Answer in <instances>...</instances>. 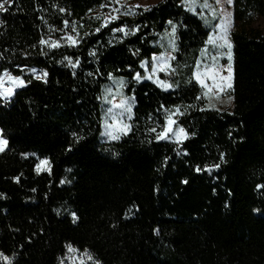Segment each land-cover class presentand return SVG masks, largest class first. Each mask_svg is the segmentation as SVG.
<instances>
[{"label":"trees","instance_id":"16d2710c","mask_svg":"<svg viewBox=\"0 0 264 264\" xmlns=\"http://www.w3.org/2000/svg\"><path fill=\"white\" fill-rule=\"evenodd\" d=\"M182 1L11 0L0 12V73L31 81L0 99V253L11 264H61L67 245L95 264H264V0L232 3L229 111L197 99L209 30ZM173 25L175 71L159 74L173 89L137 82ZM109 74L135 103L118 140L101 138ZM176 108L187 138L157 141L150 129Z\"/></svg>","mask_w":264,"mask_h":264},{"label":"snow or ice","instance_id":"6c2138e0","mask_svg":"<svg viewBox=\"0 0 264 264\" xmlns=\"http://www.w3.org/2000/svg\"><path fill=\"white\" fill-rule=\"evenodd\" d=\"M11 0H0V12H7L8 8L5 7V5H9ZM118 3L119 0H116ZM221 0H215V3L219 5ZM225 2L228 5H231L233 3V0H225ZM184 5L186 6V10L193 12L196 14V8L201 7L204 9L212 8V5L209 3V0H183ZM101 7H105V5H101ZM135 7H140L139 5H136ZM131 9H129L130 11ZM63 11V9H62ZM116 11H119V9H116ZM223 11V9L221 10ZM213 13V19H216V9L212 8ZM127 14V13H125ZM117 17H112V19H116ZM221 23L215 25V28L219 31L215 35H209L208 36V42L212 44L213 48L215 49H227V52L224 53L222 51L217 52L216 54L212 55L211 57H208L206 54L202 56L201 60L197 61V66L195 70L193 71V79L195 80V83L199 85L200 89L202 90V96L207 97L208 93L212 90H216L217 93L223 94L225 89H232L233 88V66H232V44L230 43L228 39V32H227V24L226 16H221ZM205 24H209L210 21L205 19ZM67 21H65V26H67ZM170 25L173 24V22L170 20L168 21ZM103 27H107V24L102 25ZM139 29H137L138 31ZM73 31H75V27H73ZM100 31V28H97V32ZM114 31L117 32H124L125 35H127V30L125 28H118ZM175 33H176V26H172L171 33L168 34V48L170 51H165L160 56H153L152 57V65H151V71H148V64L147 62H142L141 67L145 70V75L142 76L139 72L135 74L133 79H135L137 82H141L144 79L151 80L153 83H156L157 86L163 88L164 90L171 89L173 85L169 83L168 81L161 80L159 78L158 73L165 72L166 74H171L175 71V69L172 68L170 61L175 60V56L172 55L175 51H177L176 44H175ZM134 34V33H133ZM67 40L71 42L72 45H75L78 43V41L72 37L68 36ZM41 44H47L48 42L45 40L40 41ZM59 43L57 41H53L50 45L52 48L59 47ZM206 51V50H205ZM90 55H95V53H90ZM221 56H226L228 63L227 65H220L219 64V58ZM68 59V64L72 68H76L78 66L79 61H76L75 63ZM211 61L209 63L208 61ZM203 64V67L201 65ZM227 71V75L223 74V71ZM23 71V69H21ZM30 72L35 75L37 70L31 69ZM43 77H46L48 75L47 72H43L41 74ZM41 75H35V79L39 80L41 79ZM88 75H92V73H89ZM109 79H113L112 75L109 74ZM208 81H211V84L208 83ZM31 81H26L22 76L20 75H13L11 72L5 70L3 73H0V99L3 100H9L16 92L17 89L25 87L27 83H30ZM46 82V81H45ZM192 81L190 80L189 83ZM113 83L117 86V91L115 93L112 92L111 89H106V92L108 94V97H112L109 99L108 97L105 98V102L110 104L111 107H109L106 110V119L111 120L112 123H105V132L102 133L103 135L108 136L111 140H118L120 139L121 135H127L131 131V124L127 121H130L132 119V102L134 101V97H125L122 93V89L125 86V81L121 78L120 80L113 79ZM202 96H197V99H201ZM118 98V99H117ZM163 107V106H162ZM204 110V109H201ZM177 114H182L180 112L179 108H176L174 112H172L169 116L166 117L165 125L163 126L162 130L157 132L156 128L150 129L151 132L156 133V140H167L171 137H176L175 142L180 143L182 139L187 138L188 133L185 131L184 128L180 127L177 129L174 128V125H176V121L173 119V116ZM82 139V138H78ZM78 142V141H77ZM8 145V140L4 138L3 136V129H0V153L4 152L6 147ZM71 150V149H69ZM221 160H223V156L221 157ZM47 164V161H41V164L36 166V171L39 173L42 171L41 165ZM219 164L214 165L213 167L219 168ZM204 171H211L209 168L203 169ZM69 171H71L69 169ZM197 172L202 171V169L197 166L196 168ZM63 183V181H62ZM184 183H187V181H184ZM75 218V214H73ZM68 251L71 252H77L78 249L73 248L71 245L66 246ZM0 256H3L2 253H0ZM84 256L88 258V260H92L93 257L90 253L85 252ZM3 259L7 262V264H11V261L7 256H3ZM61 264H63V261H61ZM81 264H83V260H81Z\"/></svg>","mask_w":264,"mask_h":264},{"label":"rangeland","instance_id":"374dc122","mask_svg":"<svg viewBox=\"0 0 264 264\" xmlns=\"http://www.w3.org/2000/svg\"><path fill=\"white\" fill-rule=\"evenodd\" d=\"M161 0H119V2L117 3L116 0H114L115 5L117 6V8L122 9L123 7L126 8H136V5H139L142 8H146V7H150L158 2H160ZM209 3L212 5V8L216 9V19H213V13H212V8H208V9H204L201 7H197L196 8V14H194L191 11H188L189 13H191L192 15H195L196 17H198L202 23L204 24V26L209 30V35H215L219 30L215 28V25L220 24L221 23V16H226L227 20L225 21L227 24V32H228V39L230 41V33L233 29V20H232V4L228 5L225 0H221L220 4L217 5L215 3V0H209ZM182 5L183 7L186 9V6L184 5L183 1H182ZM223 9V11H221ZM207 19L210 21L209 24H205L204 20ZM170 29L169 31H167L160 39L159 41V47L162 49V53H164L165 51H170V49L168 48V34L171 33ZM208 35V36H209ZM231 43V42H230ZM206 50V51H205ZM222 51L224 53L227 52V49H215L213 48L212 44H210L208 42V38L205 42V46L202 48V50L200 51L198 58L194 64L193 67V71L195 70L196 66H197V61L202 59L203 55H207L208 57H211L212 55L216 54L217 52ZM173 55V53H172ZM232 57H233V51H232ZM209 63H211V61H208ZM171 63V61H170ZM228 60L226 56H221L219 58V64L220 65H227ZM148 64V63H147ZM151 65H152V59L150 62V66H148V71H151ZM232 66H233V58H232ZM201 67H203V64L201 65ZM141 69L144 72L145 75V70L141 67ZM160 73H165V72H160ZM158 73V75L160 74ZM193 74V72H192ZM224 75H227V71L224 70L223 71ZM35 75H39V74H35ZM193 79V76H192ZM115 80H120V79H115ZM142 81H148L153 83L151 80H147L144 79ZM193 81L195 82V80L193 79ZM233 82V81H232ZM209 84H211V81H208ZM154 85L157 86L156 83H153ZM198 85V84H197ZM199 86V85H198ZM159 87V86H157ZM124 88V87H123ZM161 90H164L163 88L159 87ZM200 88V87H199ZM20 89V88H19ZM17 89V90H19ZM106 89H111L113 93H115L118 89L117 86L113 83V79L110 80L109 84L105 86V88L103 89V115H102V121H101V138L103 139H108L109 137L106 135H103L102 133L105 132V123H112L111 120L106 119V110L111 107L110 104L105 102V98L108 97V94L106 92ZM173 87L171 89L168 90H172ZM16 90V91H17ZM165 90V91H168ZM201 90V89H200ZM232 89H225L223 94H219L216 92V90H212L208 93L207 97H203L202 96V90H201V96L202 99L205 103V107L209 110H217V111H229L231 110L232 106H233V97H232ZM122 93L125 96L123 89H122ZM127 97V96H125ZM109 99H111L112 97H108ZM118 99V98H117ZM134 101L132 102V113H133V109H134ZM174 128L178 130V128H180V126L176 123V125H174ZM176 137H171L170 139L167 140H160V141H165V142H175ZM185 139H182V141H184ZM41 161H45V160H39L38 164H41ZM42 167V171H40L39 173L42 172H47L48 171V164H44L41 165ZM37 172V171H36ZM38 173V172H37ZM85 252H69L68 249L66 250V254L65 256L61 259V261H63V264H81V260H83V264H95L94 259L92 260H88V258L86 256H84ZM0 264H7V262L3 259V256H0Z\"/></svg>","mask_w":264,"mask_h":264},{"label":"crops","instance_id":"0c3cea01","mask_svg":"<svg viewBox=\"0 0 264 264\" xmlns=\"http://www.w3.org/2000/svg\"><path fill=\"white\" fill-rule=\"evenodd\" d=\"M162 54V53H161ZM161 54H159V55H155V56H160ZM152 59V58H151ZM141 66V65H140ZM159 88V87H158Z\"/></svg>","mask_w":264,"mask_h":264},{"label":"water","instance_id":"95a60500","mask_svg":"<svg viewBox=\"0 0 264 264\" xmlns=\"http://www.w3.org/2000/svg\"><path fill=\"white\" fill-rule=\"evenodd\" d=\"M12 97H13V96H12ZM12 97H11V98H12ZM11 98H10V99H11Z\"/></svg>","mask_w":264,"mask_h":264}]
</instances>
